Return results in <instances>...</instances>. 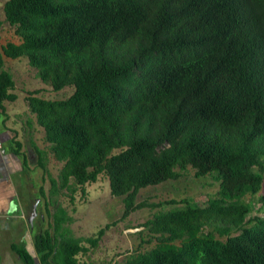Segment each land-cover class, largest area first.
<instances>
[{
    "label": "trees",
    "instance_id": "obj_1",
    "mask_svg": "<svg viewBox=\"0 0 264 264\" xmlns=\"http://www.w3.org/2000/svg\"><path fill=\"white\" fill-rule=\"evenodd\" d=\"M3 13L19 42L0 45L2 123L4 101L17 99L4 56L25 57L52 90L73 87L62 99L26 97L46 143L29 135L50 181L48 195L38 191L55 211L34 235L37 261L10 244L23 264H81L98 245L110 225L73 236L55 197L84 193L101 173L122 197L121 219L155 209L138 225L154 246L123 264H264V215L245 200L264 181V0H5ZM9 147L28 166L21 141ZM49 157L61 164L55 177ZM188 167L218 183L205 205L136 200Z\"/></svg>",
    "mask_w": 264,
    "mask_h": 264
},
{
    "label": "rangeland",
    "instance_id": "obj_2",
    "mask_svg": "<svg viewBox=\"0 0 264 264\" xmlns=\"http://www.w3.org/2000/svg\"><path fill=\"white\" fill-rule=\"evenodd\" d=\"M4 2L5 0H0V45L8 41L18 43L19 38L14 33V28L4 19ZM4 69L12 74L15 86L11 91L17 94V99L12 102L4 101L6 120L2 123L3 116L0 115V128H5L3 140L6 141L7 139V141H4L2 147H6L8 138L13 137L21 141L23 145L21 151L27 154L28 167L21 173V179L15 182V190L19 198H30L28 201L29 209L25 212L27 218L33 211L32 204L35 203V215L29 225L30 235L33 237L34 232L36 234L47 227V220H50L47 208L50 213L55 210L53 204L47 203L45 197H42L38 191L39 186L42 185L48 195L50 181L47 178L44 181L41 179L42 171L35 164L36 156L29 146V135L40 147L46 143L43 140L42 128L35 122L34 115L28 111L26 97L31 91L38 90V93L34 95L46 99H62L73 92V87L65 86L60 90H52L49 84L42 82L36 76V70L28 64L27 59L23 56L15 59L4 56ZM17 160L22 161L18 157ZM47 166L51 175L55 177L61 164L49 157ZM217 188L218 183L213 181L210 176L196 178L194 170L188 167L177 180H167L157 185L139 189L136 200L157 202L190 197L197 204L203 206L206 204L207 197L212 195ZM84 190L85 192L82 193L80 186L75 185L72 194L64 189L55 197L58 204L66 210L70 217L67 226L73 236L82 238L95 236L99 229L105 227L106 224L110 225L106 228L95 248L90 247L86 254L78 255L81 264L88 261L95 263L110 261L111 264H123L126 256L138 246L142 251L154 246L155 241L142 242V239L148 237L139 233L143 227L138 225L148 219L155 209L148 207L137 209L121 219L122 197L111 195L107 177L103 173L99 174L96 182L85 184ZM263 193L264 181L258 194L245 197L246 201L251 199L253 213L258 215H264V203L257 199ZM15 220V218L10 217L4 219V222L12 226L16 222ZM0 230H2L1 222ZM4 232H10V230ZM19 233L20 231L17 234ZM221 239L224 240V238ZM20 240L21 238H18L16 234H8L2 242V246L14 259L16 254L8 248V245L15 242L26 246V244L19 242ZM85 245L88 246L87 243Z\"/></svg>",
    "mask_w": 264,
    "mask_h": 264
},
{
    "label": "crops",
    "instance_id": "obj_3",
    "mask_svg": "<svg viewBox=\"0 0 264 264\" xmlns=\"http://www.w3.org/2000/svg\"><path fill=\"white\" fill-rule=\"evenodd\" d=\"M3 116V115H2ZM5 128H0V222L2 225V230H0V264H23L19 256L10 249V244L8 248L16 254L15 259L12 258L9 253L2 246V242L5 240L8 234H16L18 238H21L19 242L26 244V249L34 256V260L37 261L35 256V250L33 246L34 236L30 235V220L29 218L34 217L35 209L33 203V211L27 218L25 212L28 211V201L30 198L21 199L19 198L15 190V182L21 179V173L28 166L23 165L22 161H18L21 158L19 155H14L10 150L11 138H8L6 147H2L5 140L3 136L5 134ZM7 141V139H6ZM5 141V142H6ZM9 145V146H8ZM23 146V145H22ZM30 146V145H29ZM9 147V148H8ZM24 153V152H22ZM27 157V154L24 153ZM22 160V158H21ZM28 165V159H27ZM19 211V212H18ZM13 217L16 222L10 226L4 222V219ZM32 221V220H31ZM5 230H10V232H4ZM20 231L19 234H17ZM35 235V232H34ZM2 237V239H1ZM34 252V253H33Z\"/></svg>",
    "mask_w": 264,
    "mask_h": 264
},
{
    "label": "water",
    "instance_id": "obj_4",
    "mask_svg": "<svg viewBox=\"0 0 264 264\" xmlns=\"http://www.w3.org/2000/svg\"><path fill=\"white\" fill-rule=\"evenodd\" d=\"M32 215H33V214H32ZM32 215H31V217L29 218L30 222H31V220H32Z\"/></svg>",
    "mask_w": 264,
    "mask_h": 264
}]
</instances>
